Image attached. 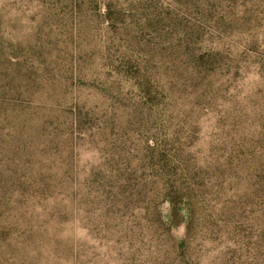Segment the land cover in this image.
I'll list each match as a JSON object with an SVG mask.
<instances>
[{
  "label": "rangeland",
  "instance_id": "obj_1",
  "mask_svg": "<svg viewBox=\"0 0 264 264\" xmlns=\"http://www.w3.org/2000/svg\"><path fill=\"white\" fill-rule=\"evenodd\" d=\"M0 264H264V0H0Z\"/></svg>",
  "mask_w": 264,
  "mask_h": 264
}]
</instances>
